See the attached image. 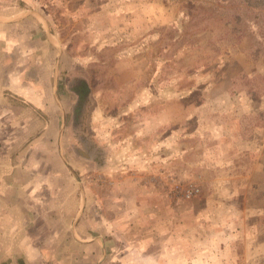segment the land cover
I'll use <instances>...</instances> for the list:
<instances>
[{
    "label": "rangeland",
    "instance_id": "obj_1",
    "mask_svg": "<svg viewBox=\"0 0 264 264\" xmlns=\"http://www.w3.org/2000/svg\"><path fill=\"white\" fill-rule=\"evenodd\" d=\"M3 3L51 26L62 152L139 264H264V0Z\"/></svg>",
    "mask_w": 264,
    "mask_h": 264
},
{
    "label": "crops",
    "instance_id": "obj_2",
    "mask_svg": "<svg viewBox=\"0 0 264 264\" xmlns=\"http://www.w3.org/2000/svg\"><path fill=\"white\" fill-rule=\"evenodd\" d=\"M56 46L33 5H0V264H139L137 251L153 255L149 242L121 239L105 206L92 210L62 152L55 73L48 79L44 62ZM185 255L162 264H205Z\"/></svg>",
    "mask_w": 264,
    "mask_h": 264
},
{
    "label": "trees",
    "instance_id": "obj_3",
    "mask_svg": "<svg viewBox=\"0 0 264 264\" xmlns=\"http://www.w3.org/2000/svg\"><path fill=\"white\" fill-rule=\"evenodd\" d=\"M75 91L82 98L84 95H87L88 87L85 81H80L79 84L76 86Z\"/></svg>",
    "mask_w": 264,
    "mask_h": 264
}]
</instances>
